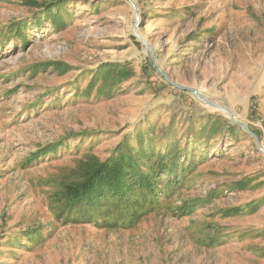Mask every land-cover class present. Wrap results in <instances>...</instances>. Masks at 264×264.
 <instances>
[{
	"label": "rangeland",
	"instance_id": "374dc122",
	"mask_svg": "<svg viewBox=\"0 0 264 264\" xmlns=\"http://www.w3.org/2000/svg\"><path fill=\"white\" fill-rule=\"evenodd\" d=\"M125 142L182 169L153 204L66 217ZM262 149L264 0H0V264H264Z\"/></svg>",
	"mask_w": 264,
	"mask_h": 264
},
{
	"label": "trees",
	"instance_id": "16d2710c",
	"mask_svg": "<svg viewBox=\"0 0 264 264\" xmlns=\"http://www.w3.org/2000/svg\"><path fill=\"white\" fill-rule=\"evenodd\" d=\"M57 4V2L44 3L42 8H47V11H45L48 12V18H51L53 25L59 27L62 24L63 16L61 17L59 14L54 15L51 7L53 6L54 8V6H58V8H61L63 6V3L61 2L60 5ZM43 18V16L40 18L38 17L36 19L37 24L40 25ZM22 30V26H18L12 27L10 31H13L23 39L25 38V34ZM111 65L112 64H108L105 67H111ZM119 70H122V68L113 67L110 70V76H113L112 73H114L115 77H113L118 81H121V73ZM103 71L104 68L101 69L99 73ZM103 78L104 83L107 84L108 81L106 77L104 76ZM129 78V76L126 77V79ZM107 93H109V91L105 93L103 92L102 95L108 97L109 95H106ZM139 140L142 141V137H139ZM176 148V144L171 146L165 155H158L153 151H145L144 149L138 151L136 155H133V148H130V145L127 142L122 143L112 158L103 163L94 162L89 164L84 174L81 175L80 180L72 182L66 186L60 201L63 210H65L66 217H69L71 213H74L82 218L88 215L90 211L99 212L105 211L106 209V212H109L106 218L111 220L112 216L110 213L112 212L115 214L117 209H119L116 207L138 202L140 200L143 202V205L153 204L154 201L159 200L160 198V185H162V180L165 176L172 175L173 177V175L177 174V170L182 169V165L178 166V161L181 155H176ZM56 149L57 148L54 150ZM52 151L53 150L49 152ZM45 153H47V151H43L41 154ZM31 159L32 163L33 158ZM168 160H171V165L167 164ZM145 162H153V166L151 169L143 172L141 167L137 164H144ZM181 171H184V169ZM180 184V179L174 178L162 187L161 193L166 192L167 189L178 187ZM230 188H238V184L235 183L234 185H231ZM110 202L113 203L112 208L108 205ZM251 206L255 208V203ZM237 212H240V210ZM132 215V220H137L139 218V215L136 213H133ZM107 224L112 226L116 223L108 221Z\"/></svg>",
	"mask_w": 264,
	"mask_h": 264
},
{
	"label": "water",
	"instance_id": "95a60500",
	"mask_svg": "<svg viewBox=\"0 0 264 264\" xmlns=\"http://www.w3.org/2000/svg\"><path fill=\"white\" fill-rule=\"evenodd\" d=\"M178 89H181L183 91H189L191 92L192 94H194L198 99H200L201 101H203L204 103L210 105V103L207 102L206 98L204 96H202L201 94H199L196 90L194 89H190V88H187V87H180V86H177L175 85ZM213 107H216V108H219V109H223L219 106H216V105H211ZM225 111H228V110H225ZM229 115H231V113L228 111ZM262 152L264 153V150L262 149Z\"/></svg>",
	"mask_w": 264,
	"mask_h": 264
}]
</instances>
